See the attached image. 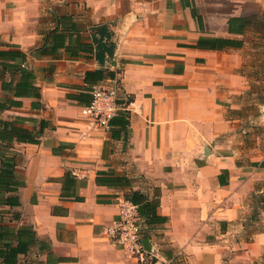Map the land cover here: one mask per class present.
I'll return each mask as SVG.
<instances>
[{
  "label": "crops",
  "instance_id": "0c3cea01",
  "mask_svg": "<svg viewBox=\"0 0 264 264\" xmlns=\"http://www.w3.org/2000/svg\"><path fill=\"white\" fill-rule=\"evenodd\" d=\"M118 70L128 120L90 129L81 108ZM0 119L38 136L11 144L25 184L0 223L27 249L9 264L264 257V0H0ZM131 189L161 218L147 262L103 233Z\"/></svg>",
  "mask_w": 264,
  "mask_h": 264
},
{
  "label": "trees",
  "instance_id": "16d2710c",
  "mask_svg": "<svg viewBox=\"0 0 264 264\" xmlns=\"http://www.w3.org/2000/svg\"><path fill=\"white\" fill-rule=\"evenodd\" d=\"M96 29L99 37L94 39L97 43L95 57L101 64H104L107 59H113L116 43L112 40V33L106 24H100L96 26ZM94 73L101 74L102 70H98ZM120 73L121 71L118 70L119 75ZM110 74L113 77L115 76V72H111ZM28 75V72L23 74L24 77ZM125 98V103L128 105L131 102V98L129 96ZM117 117L124 118L127 122L129 117L128 110L123 111L118 116L114 117L110 124H112L113 120ZM124 123L125 122H123V124ZM42 127H44L43 123L41 128ZM14 138H16L18 142H38V136L33 131H29L23 127L17 126L13 121H5L0 119V219L8 214H12L14 218L19 217L18 213H13L11 211V208L20 204L18 192L19 189L25 184L23 180L17 177L15 172V155L11 154V144ZM108 181L117 185L131 184L126 177L119 175L110 177ZM126 197L139 205H145L144 219L147 225L155 224L161 219L155 211L156 203L148 201L146 196L140 191L131 189V191L126 194ZM20 233L21 232L19 231L16 236L8 225L0 223V259H3V264L14 262V259L20 252L26 251V240L19 236ZM15 236L17 243H14ZM145 236L147 237V233Z\"/></svg>",
  "mask_w": 264,
  "mask_h": 264
},
{
  "label": "built area",
  "instance_id": "2783aa9c",
  "mask_svg": "<svg viewBox=\"0 0 264 264\" xmlns=\"http://www.w3.org/2000/svg\"><path fill=\"white\" fill-rule=\"evenodd\" d=\"M120 76L117 73L108 85H96L92 89V99L81 108L90 129H109L111 120L127 110ZM118 217L103 233L118 244L126 253L141 262L151 260V251L143 244L148 225L140 212V205L127 197L118 201Z\"/></svg>",
  "mask_w": 264,
  "mask_h": 264
},
{
  "label": "water",
  "instance_id": "95a60500",
  "mask_svg": "<svg viewBox=\"0 0 264 264\" xmlns=\"http://www.w3.org/2000/svg\"><path fill=\"white\" fill-rule=\"evenodd\" d=\"M140 212L142 215L145 214V205L142 204L140 205ZM143 244H144V247L148 250V251H151V243H150V240L148 238H145L143 240Z\"/></svg>",
  "mask_w": 264,
  "mask_h": 264
},
{
  "label": "rangeland",
  "instance_id": "374dc122",
  "mask_svg": "<svg viewBox=\"0 0 264 264\" xmlns=\"http://www.w3.org/2000/svg\"><path fill=\"white\" fill-rule=\"evenodd\" d=\"M260 261L257 262L256 264H264V257L261 256V259H259Z\"/></svg>",
  "mask_w": 264,
  "mask_h": 264
}]
</instances>
